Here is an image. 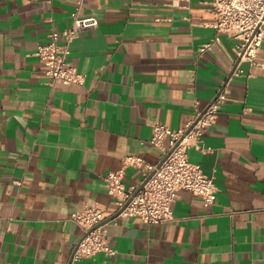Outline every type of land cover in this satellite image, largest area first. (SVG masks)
Returning <instances> with one entry per match:
<instances>
[{"label": "crops", "instance_id": "crops-1", "mask_svg": "<svg viewBox=\"0 0 264 264\" xmlns=\"http://www.w3.org/2000/svg\"><path fill=\"white\" fill-rule=\"evenodd\" d=\"M211 1L0 0V264H71L73 215L94 204L116 215L106 175L141 183L125 159L160 163L154 123L186 127L226 83L206 150L189 149L215 178L214 201L185 189L172 221L115 218L119 253L76 264H264V42L230 79L240 41L212 25ZM77 11L99 20L68 56L86 81L53 82L37 46Z\"/></svg>", "mask_w": 264, "mask_h": 264}, {"label": "built area", "instance_id": "built-area-1", "mask_svg": "<svg viewBox=\"0 0 264 264\" xmlns=\"http://www.w3.org/2000/svg\"><path fill=\"white\" fill-rule=\"evenodd\" d=\"M211 4L214 14L212 25L219 32L240 41L236 49L240 61L232 77L240 75V63L244 60L254 62L264 42V0H212ZM98 26L97 17H81L77 11L71 27L62 32L52 30L49 40L37 46L36 55L53 82L84 85L87 75L71 65L68 56L73 41ZM211 47V43L206 44L201 51ZM226 87L218 99L200 111L186 127L174 130L164 123H154L151 143L162 153L160 163L146 164L134 156L125 159L128 165L143 168L146 174L141 183L128 187L123 169L106 175L109 193L116 205V218L139 217L150 225L172 221L173 204L180 191L185 189L202 196L207 205L214 201L217 190L215 178L205 173L201 165L190 161L189 149L197 146L206 150L202 137L218 118L220 103L226 98ZM167 139H170L169 146L165 145ZM73 219L83 232L76 243L71 264L101 253L108 256L119 253L108 235V222L105 223L108 217L98 204L87 205L75 213Z\"/></svg>", "mask_w": 264, "mask_h": 264}, {"label": "water", "instance_id": "water-1", "mask_svg": "<svg viewBox=\"0 0 264 264\" xmlns=\"http://www.w3.org/2000/svg\"><path fill=\"white\" fill-rule=\"evenodd\" d=\"M240 61V60H239ZM239 61H238V63H239ZM238 63H237V65H238ZM237 67V66H236ZM236 67L234 68V70L232 71V73H231V75H230V79H231V77H232V75H233V73H234V71H235V69H236ZM229 79V80H230ZM228 80V81H229ZM227 84V83H226ZM226 84L223 86V88L219 91V93H218V95L216 96V98L214 99V101H216L217 99H218V97L220 96V94H221V92L224 90V88L226 87ZM213 101V102H214ZM118 216V214H116V215H114L113 217H110V218H108V219H106V221H105V223H107V222H110V221H112L114 218H116Z\"/></svg>", "mask_w": 264, "mask_h": 264}]
</instances>
